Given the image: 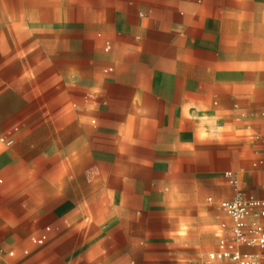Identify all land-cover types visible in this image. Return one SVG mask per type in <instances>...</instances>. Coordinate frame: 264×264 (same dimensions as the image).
<instances>
[{"label":"crops","instance_id":"0c3cea01","mask_svg":"<svg viewBox=\"0 0 264 264\" xmlns=\"http://www.w3.org/2000/svg\"><path fill=\"white\" fill-rule=\"evenodd\" d=\"M263 113L264 0L2 10L0 264L258 253L220 204L264 200Z\"/></svg>","mask_w":264,"mask_h":264},{"label":"built area","instance_id":"2783aa9c","mask_svg":"<svg viewBox=\"0 0 264 264\" xmlns=\"http://www.w3.org/2000/svg\"><path fill=\"white\" fill-rule=\"evenodd\" d=\"M264 117V113H263ZM13 142L0 138V145L12 146ZM223 212L231 219L232 238L235 245L257 248L258 253H242L235 246L223 245L210 255L212 261L228 260L234 264H264V200L237 196L232 201L220 204Z\"/></svg>","mask_w":264,"mask_h":264},{"label":"rangeland","instance_id":"374dc122","mask_svg":"<svg viewBox=\"0 0 264 264\" xmlns=\"http://www.w3.org/2000/svg\"><path fill=\"white\" fill-rule=\"evenodd\" d=\"M35 6V0H0V12L2 10H6V25H10L12 22H18L20 17H22L25 12L33 11ZM229 236H226V233H220L221 239H228ZM218 247L207 249L203 251L204 254L208 257V255L214 251H216ZM215 264H233L229 261L223 262H215Z\"/></svg>","mask_w":264,"mask_h":264}]
</instances>
